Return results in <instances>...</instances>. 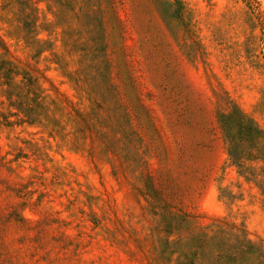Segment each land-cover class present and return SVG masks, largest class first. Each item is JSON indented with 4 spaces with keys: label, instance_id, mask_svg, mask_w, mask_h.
<instances>
[{
    "label": "rangeland",
    "instance_id": "1",
    "mask_svg": "<svg viewBox=\"0 0 264 264\" xmlns=\"http://www.w3.org/2000/svg\"><path fill=\"white\" fill-rule=\"evenodd\" d=\"M0 264H264V0H0Z\"/></svg>",
    "mask_w": 264,
    "mask_h": 264
},
{
    "label": "trees",
    "instance_id": "2",
    "mask_svg": "<svg viewBox=\"0 0 264 264\" xmlns=\"http://www.w3.org/2000/svg\"><path fill=\"white\" fill-rule=\"evenodd\" d=\"M237 122H238L239 128H241V130H243L244 132H247L248 130H250L251 127L250 126L248 127L247 124L244 123L242 120H240V121L237 120ZM222 124H223V122H222ZM239 131H240V129H239Z\"/></svg>",
    "mask_w": 264,
    "mask_h": 264
}]
</instances>
